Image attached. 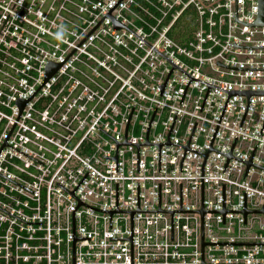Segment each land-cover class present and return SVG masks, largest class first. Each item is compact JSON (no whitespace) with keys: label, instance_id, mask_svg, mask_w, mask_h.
Returning a JSON list of instances; mask_svg holds the SVG:
<instances>
[{"label":"built area","instance_id":"built-area-1","mask_svg":"<svg viewBox=\"0 0 264 264\" xmlns=\"http://www.w3.org/2000/svg\"><path fill=\"white\" fill-rule=\"evenodd\" d=\"M118 0H0V149L18 115L16 100L44 82ZM258 0H238V19L257 20ZM111 15L190 76L224 89H264V26L236 21V0H121ZM188 24V25H187ZM189 26V27H188ZM126 27L105 17L24 105L0 151V264H74L78 200L102 210L202 208V167L229 92L190 80ZM189 83V84H188ZM188 85V87H187ZM187 88V89H186ZM186 90V92H185ZM185 93V95H184ZM184 95V97H183ZM183 98V100H182ZM182 100V103H181ZM230 95L212 147L264 167V95ZM129 143L120 145L127 122ZM110 134L111 136H109ZM31 156H27V155ZM185 154V156H184ZM184 156V159H183ZM34 158V159H33ZM36 159V160H35ZM183 159V162H182ZM38 160V161H37ZM41 163H40V162ZM210 150L204 210L264 206V169ZM182 162V171H181ZM43 163V164H42ZM66 188L67 190H65ZM85 204L75 210L76 264H131V213ZM17 216H13L11 214ZM26 222H42L28 224ZM206 242H264V212L204 213ZM206 263L264 264V244H206ZM133 264H201V212L136 211Z\"/></svg>","mask_w":264,"mask_h":264},{"label":"water","instance_id":"water-1","mask_svg":"<svg viewBox=\"0 0 264 264\" xmlns=\"http://www.w3.org/2000/svg\"><path fill=\"white\" fill-rule=\"evenodd\" d=\"M121 0H118L117 1V3L107 12V14L96 24V26L86 35V37L97 27V25L105 18V17H110L111 18V21H112V25H113V28L114 29H116V28H118V27H126L124 24H122L119 20H117L115 17H113L112 15H111V11L115 8V6L120 2ZM236 21H238V22H241V23H244L243 21H241V20H239L238 19V0H236ZM244 24H246V25H248V26H264V0H258V14H257V20L256 21H254V22H249V23H244ZM128 30H130L128 27H126ZM132 33H134L132 30H130ZM136 36H138L136 33H134ZM86 37L75 47V49L86 39ZM141 40H143L145 43H147L149 46H151L148 42H146L144 39H142L140 36H138ZM233 46H236V47H246V48H264V46H245V45H240V44H237L236 42H234V44H233ZM154 50H156L158 53H160L163 57H165L167 60H169L171 63H173V68H172V70L170 71V73L168 74V76H167V78H166V80H165V82L162 84V85H159V89H160V94L162 95V93H163V91H164V88H165V86H166V84H167V82H168V79H169V77H170V75H171V73H172V71H173V69L174 68H179V69H181L179 66H177L174 62H172L170 59H168L166 56H164L161 52H159L157 49H155L153 46H151ZM74 49V50H75ZM74 50L65 58V60L74 52ZM64 60V61H65ZM63 61V62H64ZM63 62H54V61H52V60H49L48 62H47V64H46V66H45V70H46V72H45V79H44V82L42 83V85L51 77V75L63 64ZM217 64L218 65H222V66H225V67H229V68H235V69H245V70H264V67H234V66H229V65H225V64H223V63H221L220 61H217ZM183 72H185L183 69H181ZM187 75H189L187 72H185ZM190 76V75H189ZM192 80H197V81H200V82H203V83H205V84H207L208 85V89H207V92H206V95H205V98H204V101H203V104H202V107H201V110H202V108H203V105H204V103H205V100H206V98H207V95H208V93H209V90H210V88L211 87H217V88H219V89H222V90H224V91H227V92H229V96H228V99H229V97H230V95H246L247 97H248V104H247V107H246V110H245V113H244V116H243V119H242V122H241V125L243 124V121H244V118H245V115H246V113H247V110H248V107H249V104H250V97H251V95H264V89H224V88H221V87H219V86H216V85H213V84H210V83H207V82H205V81H202V80H199V79H196V78H194V77H192V76H190V80H189V82L190 81H192ZM189 84V83H188ZM41 85V86H42ZM40 86V87H41ZM40 87L29 97V98H21V97H19L17 100H16V104L18 105V107H19V115H18V117H17V119H16V121H15V123H14V125H13V127H12V129H11V131L9 132V134H8V136H7V138H6V140H5V142H4V144L2 145V147H1V149H0V151L2 150V148H3V146H6V145H9L8 143H7V139H8V137H9V135L11 134V132H12V130H13V128H14V126H15V124H16V122H17V120H18V118H19V116H20V114H21V112H22V109H23V107H24V105L29 101V99L40 89ZM187 87H188V85H187ZM187 89V88H186ZM185 92H186V90H185ZM184 95H185V93H184ZM184 95H183V97H184ZM228 99H227V102H228ZM182 100H183V98H182ZM182 100H181V103H182ZM227 102H226V104H225V107H226V105H227ZM225 107H224V110H225ZM133 109H134V107H132V110H131V113H130V116H129V119H128V122H127V126H126V132H125V138H124V142H120V141H118L117 139H115L113 136H111L110 134H108L106 131H104L103 129V131L104 132H106L109 136H111L114 140H116V142H117V154L114 156V157H106V158H114L115 160H116V168H117V171H118V153H119V146L120 145H136L137 147H138V171H140V145H158L159 146V170H161V153H162V145L163 144H178V143H172L171 141H170V133H171V130H172V127H173V124H174V121H175V119H176V116L177 115H175V118H174V120H173V123H172V126H171V128H170V131H169V134H168V140H167V142H164V143H150L149 141H148V132H149V129H150V126H151V123H152V120H153V118H154V115H155V112H156V109H157V107H156V109H155V111H154V114H153V117H152V120H151V123H150V126H149V129H148V132H147V141L146 142H144V143H129L128 141H127V129H128V124H129V121H130V119H131V116H132V112H133ZM224 110H223V113H224ZM223 113H222V115H223ZM222 115H221V118H222ZM221 118H220V121H221ZM220 121H219V123H220ZM219 123H218V126H219ZM196 124H197V122H196ZM196 124H195V126H194V129H195V127H196ZM218 126H217V129H218ZM263 128H264V123H263V126H262V129H261V133H262V130H263ZM194 129H193V132H194ZM217 129H216V131H217ZM216 131H215V134H216ZM193 132H192V134H191V137H190V140H191V138H192V135H193ZM215 134H214V137H215ZM214 137H213V139H214ZM213 139H212V142H213ZM236 139H237V137L235 138V141H234V143H233V145H232V148H231V150L228 152V153H225V152H222V151H220V150H217V149H215V148H213L212 147V142H211V145H210V147H209V150H208V152H206V153H201V152H199V151H197V150H195V149H193V148H190V146H189V143H190V140H189V142H188V144L187 145H184V146H182V145H180V144H178V145H180V146H182V147H184L185 148V153H186V151L187 150H193V151H195V152H198V153H200V154H203L204 156H205V161H206V158H207V155H208V153H209V151L210 150H214V151H217V152H220V153H222V154H225L226 156H227V161H226V164H225V166H224V169H223V172L225 171V169H226V166H227V164H228V161H229V159L230 158H236V159H239V160H241V161H243V162H246L247 163V169H246V172H245V174H244V177H243V179H245V176H246V174H247V171H248V168H249V166L250 165H256V166H258V167H260V168H263L264 169V167L263 166H260V165H258V164H255V163H253L252 162V157H253V155H254V152H255V149H256V147H257V145H255V148H254V150H253V152H252V155H251V157H250V159H248V160H244V159H242V158H239V157H237V156H234L233 154H232V150H233V147H234V145H235V142H236ZM9 146H11V145H9ZM11 147H13V146H11ZM13 148H15V147H13ZM16 150H18L17 148H15ZM18 151H20V150H18ZM20 152H22V151H20ZM22 153H24V152H22ZM25 154V153H24ZM27 155V154H26ZM27 156H29V155H27ZM184 156H185V154H184ZM184 156H183V159H184ZM29 157H31V156H29ZM32 158V157H31ZM34 159V158H33ZM183 159H182V162H183ZM36 160V159H35ZM38 161V160H37ZM205 161H204V164H205ZM40 162V161H39ZM182 162H181V171H182ZM41 163V162H40ZM43 164V163H42ZM204 164H203V167H202V208L201 209H199V210H185V209H183L182 208V183H180V208H179V210H162V208H161V183H159V209L158 210H141L140 209V198H139V183H138V208H137V210H119L118 209V184L116 183V210H102V209H97V208H94V207H92V206H90V205H88V204H86V203H84V202H82L79 198H77L75 195H74V192H75V190L77 189V187L80 185V183L83 181V179L86 177V175L88 174H86L85 175V177L81 180V182L77 185V187L73 190V191H68L66 188H64L62 185H60L59 183V185L60 186H62L65 190H67L70 194H72L77 200H78V205L76 206V208L80 205V204H85V205H87V206H89V207H92V208H94V209H97V210H99V211H105V212H109L110 213V215H111V227H112V214H113V212H130L131 213V235H130V237L129 238H111V239H123V240H130L131 241V264H133V218H134V213L136 212V211H165V212H171V214H172V240H174V212H176V211H198V212H201V264H247V263H206L205 261H204V250H205V245L206 244H264V242H206V241H204V213L205 212H214V211H221L222 212V214H223V223L225 222V219H226V213H244V222H246V213L247 212H264V206H263V209H261V210H253V209H248L247 208V203H246V193H244V209L243 210H238V209H227L226 208V195H225V184H223V208H222V210H204ZM0 175L1 176H3V177H5V178H7V179H9V180H11L12 182H14V183H16V184H18V185H20V186H22L21 184H19V183H17V182H15L14 180H12V179H10V178H8V177H6L5 175H3V174H1L0 173ZM23 188H25V189H27V190H29L28 188H26V187H24V186H22ZM29 191H31V190H29ZM31 192H33V191H31ZM76 208L73 210V262H74V264H76V247H75V241L77 240V239H90V237H76L75 236V210H76ZM0 209H2V208H0ZM2 210H4V209H2ZM4 211H6V210H4ZM6 212H8V211H6ZM9 213V212H8ZM11 214V213H10ZM11 215H13V214H11ZM13 216H15V215H13ZM15 217H17V216H15ZM18 218V217H17ZM20 219V218H19ZM20 220H22V219H20ZM22 221H24V220H22ZM24 222H26V221H24ZM26 223H28V224H34V223H42V222H26Z\"/></svg>","mask_w":264,"mask_h":264},{"label":"trees","instance_id":"trees-1","mask_svg":"<svg viewBox=\"0 0 264 264\" xmlns=\"http://www.w3.org/2000/svg\"><path fill=\"white\" fill-rule=\"evenodd\" d=\"M188 25V24H187ZM189 27V26H188Z\"/></svg>","mask_w":264,"mask_h":264}]
</instances>
